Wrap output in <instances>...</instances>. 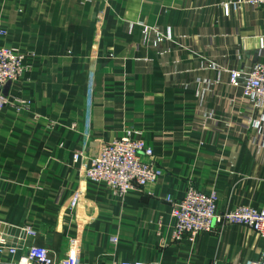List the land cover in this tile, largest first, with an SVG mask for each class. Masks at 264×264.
<instances>
[{
	"label": "crops",
	"instance_id": "crops-1",
	"mask_svg": "<svg viewBox=\"0 0 264 264\" xmlns=\"http://www.w3.org/2000/svg\"><path fill=\"white\" fill-rule=\"evenodd\" d=\"M225 2L238 3L230 16ZM0 24L7 30L0 45L25 54L27 65L7 91L32 102L0 109V235L17 248L0 252V264H16L31 245L71 264L260 257L261 234L242 224L174 239L167 196L182 199L194 187L216 191L220 210L240 203L264 208L263 116L235 100L228 83L229 69L264 61V6L0 0ZM200 111L214 116L210 127L194 122ZM129 128L142 131L164 174L119 195L85 169L100 141Z\"/></svg>",
	"mask_w": 264,
	"mask_h": 264
},
{
	"label": "built area",
	"instance_id": "built-area-1",
	"mask_svg": "<svg viewBox=\"0 0 264 264\" xmlns=\"http://www.w3.org/2000/svg\"><path fill=\"white\" fill-rule=\"evenodd\" d=\"M89 2L91 0H83ZM254 6H264V0H245ZM237 2H225L223 12L230 16L231 10L237 7ZM158 31V30H157ZM159 32V39L164 34ZM7 34V30L0 24V36ZM25 54L14 47L0 45V109L12 105L17 110L30 108V100H21L7 91L20 80L27 69L24 63ZM228 83L236 93L235 100L247 101L251 111L258 109L264 120V61L256 62L250 69L233 67L228 70ZM200 111L194 121L198 127L211 126L214 119L212 113L202 115ZM142 131L129 128L125 134L112 141H100L89 164L85 169L87 178L103 182L116 194L124 195L133 188L145 187L156 183L164 174V168L156 161L154 149L147 145L141 137ZM83 150L75 153V159L83 155ZM80 199L79 191H76L70 201V207L74 209ZM172 204V215L176 219L173 237L181 239L188 234L195 237L203 231H213L217 225L227 223L242 224L257 231L264 240V208H257L250 204L240 203L233 209L220 210L219 196L216 191L209 193L190 187L182 199L167 196ZM24 231L35 235L30 226H24ZM116 241V237H112ZM8 249L16 254L17 248L9 245L4 236L0 235V252ZM16 264H71L62 261L50 253L44 246L31 245L25 253H22L15 261ZM84 264V263H83ZM112 264H158L149 261H115ZM211 264H218L213 262ZM231 264H264V247L257 259H247L243 262Z\"/></svg>",
	"mask_w": 264,
	"mask_h": 264
},
{
	"label": "rangeland",
	"instance_id": "rangeland-1",
	"mask_svg": "<svg viewBox=\"0 0 264 264\" xmlns=\"http://www.w3.org/2000/svg\"><path fill=\"white\" fill-rule=\"evenodd\" d=\"M99 18H98V21L102 18L99 14H98ZM100 23V22H99Z\"/></svg>",
	"mask_w": 264,
	"mask_h": 264
}]
</instances>
